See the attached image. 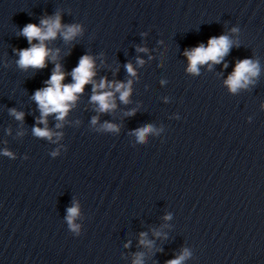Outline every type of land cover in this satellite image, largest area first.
<instances>
[{"label":"water","instance_id":"obj_1","mask_svg":"<svg viewBox=\"0 0 264 264\" xmlns=\"http://www.w3.org/2000/svg\"><path fill=\"white\" fill-rule=\"evenodd\" d=\"M57 12L81 33H58L45 42L55 62L21 69L22 28ZM220 35L234 42L222 62L188 72L185 50ZM86 54L95 83L132 81L129 103L105 89L116 107L98 112L87 84L63 121L47 117L60 138L36 137L33 94L55 63L72 83ZM246 58L259 75L232 93L225 80ZM184 249L182 264H264V0H0V264H166Z\"/></svg>","mask_w":264,"mask_h":264},{"label":"clouds","instance_id":"obj_2","mask_svg":"<svg viewBox=\"0 0 264 264\" xmlns=\"http://www.w3.org/2000/svg\"><path fill=\"white\" fill-rule=\"evenodd\" d=\"M82 31L79 24L62 25L61 15L57 12L54 16L41 19L40 25L29 23L25 25L20 35L24 36L30 47L20 49L18 51L19 59L17 65L24 70L28 68L43 69L46 67V61L51 59L55 62L58 58L59 49L53 51L48 48L46 41L55 40L59 33L65 42L73 40ZM237 28H233L232 32H237ZM33 41H37L33 43ZM234 42L227 35H220L219 37H211L208 40L207 46L200 44L199 46L191 49H187L184 55L189 61L187 71L190 73L198 74L199 66L207 64L209 62L213 64H219L223 58L229 53L233 47ZM238 47L239 44L237 43ZM138 51H147L146 48H138ZM139 64H143V60L137 61ZM227 67V64L224 65ZM94 58L90 55H83L80 57L78 65L72 69L71 77L72 83L64 84L66 73L62 71V67L59 63H55V68L50 78L45 81L46 87L38 89L32 96V99L37 103L40 110V117L37 123L43 124L44 127L34 126L32 129L33 134L36 137L47 138L51 140L53 135H56L57 139L62 134L53 133L47 126V117L51 114H55L58 121H63L67 115L71 104L77 99V94L83 93L84 87L87 84L93 85V95L91 101L98 105L97 111L101 113L110 112L116 107L114 92L106 91L105 89H114L118 92L119 99L122 103H129V96L131 94L132 81L127 83L123 82H107L102 78L97 84L94 82L93 77L96 75L94 71ZM126 70L130 76H135L136 72L131 63L125 65ZM260 72V66L258 61L253 59H243L237 61L233 72L225 80V84L228 86L232 93H236L241 88H246L249 84L253 83V78L257 77ZM10 114L15 116L19 121L24 119L23 112H17L15 109H10ZM134 111L129 115H134ZM92 124L96 125L98 117L92 118ZM57 128L62 127L60 123L56 124ZM100 130L107 132H119V126L110 122H105L100 126ZM152 125H146L142 128L134 130V135L141 143L145 141L147 134L153 131ZM57 153H52L55 156ZM4 155L11 157L12 153L5 150ZM79 216V205L73 203V206L67 209V222L69 228L74 231H79V225L74 223L75 219ZM170 216H166L165 219H170ZM142 236H146V233H142ZM141 243L151 245V241L141 240ZM138 257L135 264H141V260ZM191 255V253L184 249L183 253L175 259L169 260L166 264H182V262Z\"/></svg>","mask_w":264,"mask_h":264}]
</instances>
